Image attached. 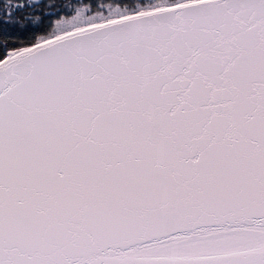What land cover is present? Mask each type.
I'll list each match as a JSON object with an SVG mask.
<instances>
[{"label":"snow or ice","instance_id":"snow-or-ice-1","mask_svg":"<svg viewBox=\"0 0 264 264\" xmlns=\"http://www.w3.org/2000/svg\"><path fill=\"white\" fill-rule=\"evenodd\" d=\"M0 264H264V0H4Z\"/></svg>","mask_w":264,"mask_h":264},{"label":"trees","instance_id":"trees-1","mask_svg":"<svg viewBox=\"0 0 264 264\" xmlns=\"http://www.w3.org/2000/svg\"><path fill=\"white\" fill-rule=\"evenodd\" d=\"M4 3V0H0V5H2Z\"/></svg>","mask_w":264,"mask_h":264}]
</instances>
